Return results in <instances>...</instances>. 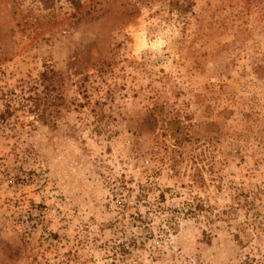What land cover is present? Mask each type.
I'll list each match as a JSON object with an SVG mask.
<instances>
[{
	"label": "rangeland",
	"instance_id": "374dc122",
	"mask_svg": "<svg viewBox=\"0 0 264 264\" xmlns=\"http://www.w3.org/2000/svg\"><path fill=\"white\" fill-rule=\"evenodd\" d=\"M260 185L264 0H0V264H242Z\"/></svg>",
	"mask_w": 264,
	"mask_h": 264
},
{
	"label": "built area",
	"instance_id": "2783aa9c",
	"mask_svg": "<svg viewBox=\"0 0 264 264\" xmlns=\"http://www.w3.org/2000/svg\"><path fill=\"white\" fill-rule=\"evenodd\" d=\"M259 191L264 192V185H260ZM30 217L29 215L26 216ZM27 221V219H26ZM259 235L255 242L251 243L250 249L244 254L242 258V264H264V217L260 218ZM49 231V228H46ZM43 239L48 241V245L52 242L50 233H45ZM52 249H41L40 255L35 257L32 264H70L71 261L67 260L63 256H56V252H52Z\"/></svg>",
	"mask_w": 264,
	"mask_h": 264
}]
</instances>
